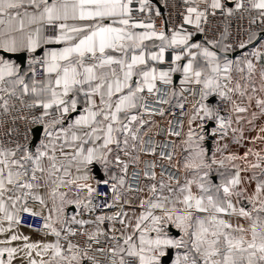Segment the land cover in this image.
Segmentation results:
<instances>
[{
  "label": "snow or ice",
  "instance_id": "obj_1",
  "mask_svg": "<svg viewBox=\"0 0 264 264\" xmlns=\"http://www.w3.org/2000/svg\"><path fill=\"white\" fill-rule=\"evenodd\" d=\"M0 264H264V0H0Z\"/></svg>",
  "mask_w": 264,
  "mask_h": 264
},
{
  "label": "built area",
  "instance_id": "obj_2",
  "mask_svg": "<svg viewBox=\"0 0 264 264\" xmlns=\"http://www.w3.org/2000/svg\"><path fill=\"white\" fill-rule=\"evenodd\" d=\"M173 123H175V120H173ZM104 190H105V189H103V188L101 189V191H104ZM34 223H36V224L38 225L39 222L36 221V222H34Z\"/></svg>",
  "mask_w": 264,
  "mask_h": 264
}]
</instances>
